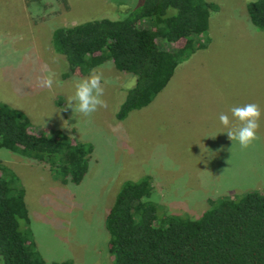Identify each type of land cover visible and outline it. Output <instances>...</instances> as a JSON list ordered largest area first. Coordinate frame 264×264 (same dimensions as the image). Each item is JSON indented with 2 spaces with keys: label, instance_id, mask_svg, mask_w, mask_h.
Returning <instances> with one entry per match:
<instances>
[{
  "label": "rangeland",
  "instance_id": "1",
  "mask_svg": "<svg viewBox=\"0 0 264 264\" xmlns=\"http://www.w3.org/2000/svg\"><path fill=\"white\" fill-rule=\"evenodd\" d=\"M66 1L67 10L57 7L56 16L37 21L40 12L25 0H0V102L23 111L37 133L59 129L92 145L86 174L67 185L46 165L0 148V161L23 189L34 248L45 264H112L104 221L126 180L150 177L158 216L196 218L209 198L264 192V31L252 27L245 10L254 0H207L217 6L209 13L207 46L180 63L147 106L122 120L116 113L133 75L108 61L65 78V61L52 51L50 35L115 8L129 10V0ZM139 1L130 0L132 7ZM93 70L107 81L108 107L83 116L68 107V98ZM48 72L59 83L39 87L38 77ZM247 103L259 104L262 116L258 139L241 148L219 115L239 127L230 108Z\"/></svg>",
  "mask_w": 264,
  "mask_h": 264
},
{
  "label": "trees",
  "instance_id": "2",
  "mask_svg": "<svg viewBox=\"0 0 264 264\" xmlns=\"http://www.w3.org/2000/svg\"><path fill=\"white\" fill-rule=\"evenodd\" d=\"M140 1L134 7L126 1L129 10L115 8L110 16L57 27L50 35L52 51L65 61V78L75 72L87 75L108 61L137 77L116 113L120 120L147 106L176 67L207 46L209 13L217 9L207 0ZM25 3L34 14L40 12L37 21L56 16L57 7L68 9L66 0ZM245 10L252 27L264 31V0L246 3ZM0 148L46 165L63 185L80 183L92 153L90 143L62 130L35 132L23 111L4 102ZM151 190L149 176L126 180L117 190L104 221L112 264H264V192L209 198V208L190 218L158 216ZM30 232L23 189L0 161L1 264H45Z\"/></svg>",
  "mask_w": 264,
  "mask_h": 264
},
{
  "label": "clouds",
  "instance_id": "3",
  "mask_svg": "<svg viewBox=\"0 0 264 264\" xmlns=\"http://www.w3.org/2000/svg\"><path fill=\"white\" fill-rule=\"evenodd\" d=\"M44 71L45 69L42 68V72ZM136 79L137 77L132 78L128 85L129 89L134 86ZM37 82L39 87L48 89H51L54 83H59L58 80H54V74L51 72L38 77ZM105 83L107 81H104L102 73L93 70L87 77L75 83L74 94L68 98V107L83 116H90L101 108L106 109L108 104L103 99ZM230 112L232 117L239 122V127H232L228 114L221 113L219 115L220 123L229 129L227 131L228 138L238 142L241 148L249 147L258 139L257 133L260 128L262 109L257 103H247L243 106L231 107ZM163 131L165 129L161 127V132Z\"/></svg>",
  "mask_w": 264,
  "mask_h": 264
}]
</instances>
